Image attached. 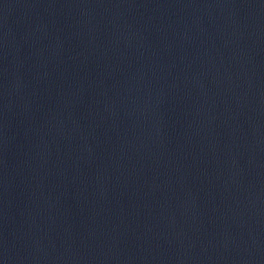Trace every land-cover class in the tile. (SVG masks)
<instances>
[{"label": "water", "instance_id": "obj_1", "mask_svg": "<svg viewBox=\"0 0 264 264\" xmlns=\"http://www.w3.org/2000/svg\"><path fill=\"white\" fill-rule=\"evenodd\" d=\"M0 264H264V0H0Z\"/></svg>", "mask_w": 264, "mask_h": 264}]
</instances>
